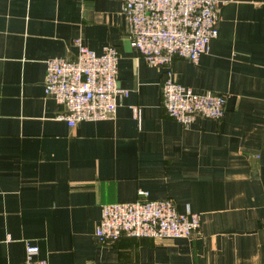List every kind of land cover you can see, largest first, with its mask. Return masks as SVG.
<instances>
[{"label":"crops","instance_id":"0c3cea01","mask_svg":"<svg viewBox=\"0 0 264 264\" xmlns=\"http://www.w3.org/2000/svg\"><path fill=\"white\" fill-rule=\"evenodd\" d=\"M219 36L174 79L226 96L220 121L190 128L164 106L165 70L132 49L121 0H0V264L26 242L49 264H264V0H226ZM120 53L111 119L71 128L45 95L47 62L76 60L75 40ZM173 200L200 215L194 239L101 244V208Z\"/></svg>","mask_w":264,"mask_h":264},{"label":"built area","instance_id":"2783aa9c","mask_svg":"<svg viewBox=\"0 0 264 264\" xmlns=\"http://www.w3.org/2000/svg\"><path fill=\"white\" fill-rule=\"evenodd\" d=\"M128 24V39L149 66L165 70L163 106L168 116L185 128L200 120L220 121L226 111V96L211 90L197 91L174 79L173 63L182 59L198 63L210 52L219 36L221 7L226 0H121ZM74 61L53 58L47 62L45 95L54 97L61 108L57 119L71 128L84 121L115 116L129 93L119 89L120 53L108 46L101 55L75 40ZM142 200L110 203L101 208L95 231L101 244L122 237L142 240L194 239L202 236L200 215L189 206L180 212L171 199L152 200L140 191ZM37 246L26 242L24 264H49L37 260Z\"/></svg>","mask_w":264,"mask_h":264}]
</instances>
